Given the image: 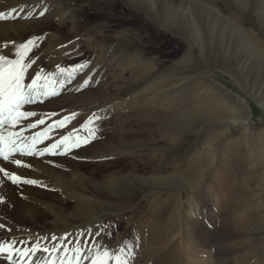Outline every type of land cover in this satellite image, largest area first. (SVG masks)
I'll return each instance as SVG.
<instances>
[{
  "label": "bare ground",
  "instance_id": "1",
  "mask_svg": "<svg viewBox=\"0 0 264 264\" xmlns=\"http://www.w3.org/2000/svg\"><path fill=\"white\" fill-rule=\"evenodd\" d=\"M140 1L150 6L164 5L166 7L164 9L166 18L180 12L179 16L185 17L189 23V33L191 34L193 46L196 49H201L200 42L205 38V35L203 36L200 31L201 28L197 23L195 10L203 9L206 6L213 7V5H216L217 0ZM221 1L228 6L231 5L241 9L245 13L246 22L250 25L252 23H264V0ZM94 5L95 0H0V13L4 14V18H0V54L9 55L11 51L13 55H10L9 58H15L14 45L19 46L29 39L39 38L35 40V47L31 49L28 57L25 58V63L32 64L26 73L25 83H30V77L34 76L37 70H43L44 74H55V79L58 82L56 88L59 94L56 97L42 103L39 101L24 106L23 110L32 111L36 115L27 120H21L15 130H19L20 127L27 128L28 123H33L38 119H45L43 125H38L35 129H27L24 133L26 136H31L54 121L75 113L76 116L65 128L60 129L61 131L55 135H49V140L37 145L38 149H42L55 142L60 136L65 135L74 128H78L79 125L77 124L79 123H77V120L79 118L91 117L95 114L105 119H110L112 116L118 120L123 117V111L128 108L139 109V107L145 110L156 109L152 111L157 123L160 124V127H168L163 133L159 134L157 141L151 140V144H142L144 139L136 140V134L133 135L128 130H120L119 135L114 138L101 140L94 136L85 146L74 148L68 153H64L63 148H61L56 154L21 156L17 153L10 157V160L21 159L23 164L29 165L28 167L17 166L8 161L0 162V167L9 173H15L22 180L37 181L36 184L12 183L3 173H0V198H2L0 225H3L0 228L14 232V237L27 236L29 240L34 242V245L38 244L41 250L45 247L50 249L53 243V239H49L47 236H45L47 238H44V235H47L48 232H52L51 237H56V234L61 232H77L76 242L80 241L82 234H84L83 236L91 234V237H95L92 230L99 224V218L112 211L130 208L133 202L131 201L132 198L127 197L129 195L126 196V194L121 196L118 194L120 187L124 184L129 185L130 180L139 181L144 185L149 184L151 181L150 185L153 188H159L163 184L170 187L188 186L190 189L197 188L196 185H198L199 179H203L205 174L203 164L206 159L202 157L204 150L212 154L210 155L209 166L219 164L217 158L220 154H224L223 150H225L223 148L224 143L222 144L221 140L223 137L229 136L227 134L228 128L235 125L247 130L248 115L247 112H242L241 107L225 104L226 102L221 103L222 106H218L217 113L210 115L206 113L205 104L203 103V107H201L199 101L186 100L185 104L180 106L175 100L181 97L174 95L162 101L166 97V93L165 97L161 96L162 99L157 97L160 90L151 93L150 89L154 83L160 80L163 75H166L163 74L166 70L162 68L149 79L146 76L147 66L141 65L136 69L137 75H134L135 78H126L125 82L112 83L108 88L101 89V83L95 84V78L100 76L103 69L110 70L109 75L115 81L116 77L124 71V65L133 56V53L138 55L141 49L137 46L138 43L123 42L124 39L121 40L120 37V39L115 40L107 37L109 34L108 29L106 28V30L103 27L112 25L108 24L111 22L108 18L103 19L101 22L82 19L87 9ZM42 12L43 15H41ZM71 13H74V15L68 17L67 15ZM101 23L103 25H100ZM212 25L214 26L208 29L209 37L205 40V48L224 56L223 52H226L234 44L248 72L249 70L255 72L256 77L264 73V48L261 46L254 29L246 27L244 24L239 26L228 19L221 22L215 18ZM226 38H228V42H226ZM81 44L86 45L90 59L83 58ZM111 48L115 53L112 55L111 61L105 63L104 60L106 59L104 58ZM137 62L141 64L140 60H137ZM80 65L84 67H77ZM102 65H105V68ZM57 66L69 71L61 74L58 72ZM190 68L191 64H185L180 70L187 72ZM73 69L75 70L72 71ZM79 70H83V72L78 78H75V73ZM168 70L171 69L168 68ZM69 72H71V75H69ZM259 100L264 102V95H259ZM196 123L214 124V126L226 127V129H220L221 131H214V133L206 131L207 133L203 134L206 138L204 137L205 139L202 142L193 144L195 151L192 152L187 167L176 166L179 170L173 172L169 177L167 176V179L151 176L140 181L139 178H143V176H138L134 172L136 170H133L134 166L132 164L144 160V150L161 152L173 148L174 142L190 133L195 128ZM5 128H7V125H5ZM257 141L259 144L257 148L262 151L264 149L263 136L258 135ZM225 147L227 149V146ZM102 157L112 158L113 160L99 162L103 159ZM161 157H154L156 159L155 163H157L156 168L160 164ZM121 163H125L126 167L122 165L119 169H116V164L121 165ZM127 165L131 166L127 168ZM254 166L264 168L263 163L256 162ZM100 167L104 168L105 171L97 177L95 172L99 168L98 173H101ZM87 168L90 170L88 173L85 172ZM163 179L165 181H162ZM191 190L188 191L190 195L192 194ZM194 192L196 193L195 197L198 200L201 199L198 201L196 209L200 211L208 208L209 202L206 198L205 188L199 189L198 186V189ZM71 199L75 201L74 206L72 209L67 210L65 204L70 202ZM178 204L177 202L173 207L177 208ZM8 212L13 213L15 217H10ZM47 216L54 218L49 227L46 226L45 221L42 222ZM171 217L169 220L163 223L161 221L159 225L155 226V236L151 237L146 245V252L149 253L156 249L162 242V227L170 226L168 224L171 222ZM243 228V226L238 227V232H242ZM230 233L232 234V231ZM230 236L232 235L228 237L230 238ZM110 243L111 240L108 237L94 243L92 251L88 255H81L80 264H85L87 261V259H84L85 256L89 257L87 264H91V256L97 248L103 251V248L106 247L110 252L116 254L117 252L113 251L115 246ZM122 243L123 238L119 239V248ZM208 247L206 240L201 238L191 248H187V264H209L213 257L208 251ZM31 248L16 249L23 251ZM73 248H69L68 255H72L71 249ZM8 255L7 252L0 253V264H21V261H23V264H36L37 261H39V264H44L46 259L50 260L54 257L57 264H59V258L64 257L65 253L64 250H58L56 253L37 251L35 254L29 252L28 257L22 258L19 251H14L11 253L12 260L8 259ZM217 256L216 254L215 257ZM108 264H115V261L109 260Z\"/></svg>",
  "mask_w": 264,
  "mask_h": 264
},
{
  "label": "rangeland",
  "instance_id": "2",
  "mask_svg": "<svg viewBox=\"0 0 264 264\" xmlns=\"http://www.w3.org/2000/svg\"><path fill=\"white\" fill-rule=\"evenodd\" d=\"M216 2L213 7L206 6L195 10L200 31L203 36L205 35L200 42V50L193 46L189 33L190 26L185 17H180V12H177L166 18L164 5H145L140 0H95V5L87 9L82 19L101 22L108 18L111 21L108 24L112 25L102 26L108 29H106L109 33L107 37L111 40L121 38L125 40H122L123 42L138 43L137 46L141 49L138 55L133 53L124 65V71L115 81L109 75L110 70L102 65L105 69L95 78L96 83L94 82L101 83V89L108 88L112 83L125 82L126 78H135L136 69L141 65L147 66L146 70L149 71H146V76L149 79L162 68L166 70L163 73L166 75L154 83L150 89L151 93L160 90L157 96L160 98L166 93L162 101L174 95L181 97L175 100L180 106H183L186 100L199 101L201 107L203 103L205 104L206 113L210 115L216 114L218 106H222L225 102L241 107L242 112H247L248 115L247 130L235 125L228 128L229 136L221 138L225 150H223L224 154H220L217 158L219 164L209 166L212 154L204 150L202 157L206 159L203 164L205 174L203 179H199L197 188L191 190L188 186H176V188L166 184L153 188L150 185L151 181L144 185L139 181L130 180L129 185L124 184L118 190L120 196L126 194L129 195L127 197L132 198L130 208L112 211L99 218V224L92 230L95 237H91V234L88 236L82 234L80 241L76 242L77 232L57 233L50 249L57 247L58 250H64L80 246L83 250L81 255H88L94 243L108 237L111 240L110 244L115 246L114 252L118 253L123 247L125 253L129 251L132 253L126 256L127 264H187L186 249L203 238L208 243V251L213 257L209 264H264V168L254 166L256 162L264 164V149L260 151V148H257L258 135L264 138V102L259 100V95H264V73L256 77L255 72L251 70L248 72L234 44L227 49L228 51L223 52L224 56L205 48V40L209 37L208 29L214 26L212 23L215 18L221 22L228 19L239 26L244 24L246 27H251L257 33L263 48L264 23H252L251 26L246 22L245 13L241 9L228 6L221 0ZM72 15L74 13L67 16L72 17ZM228 41L226 38V42ZM80 48L83 51V58L90 59L86 45L81 44ZM114 53L113 48L109 49L104 62L111 61ZM137 60H140L141 64H138ZM185 64H191V68L187 72H182L180 68ZM82 72L83 70L76 71L75 78H78ZM53 97L56 95L42 97L41 103ZM152 110L156 109L128 108L118 120L112 116L110 119L96 116L98 119H94L89 127L95 130L94 136L101 140L118 136L120 130H128L133 135L136 134V140L144 139L142 144H151L152 141H157L159 134L168 127H160ZM84 118L77 120L79 127L89 117ZM194 127L190 133L174 142V147L168 148L167 151L144 150V160L132 164L133 170H136L134 172L138 176H143V178L138 177L139 180L151 176L167 179V176L179 170L176 166L182 165V168L188 166L192 152L195 151L193 144L202 142L206 138L204 133L226 129V127L202 123H196ZM61 130L54 129L55 133L49 135H55ZM87 134V129L80 132L82 136ZM83 145L86 144L81 146ZM153 156H162L157 168ZM102 158L99 162L113 160L108 157ZM122 165L126 167L125 163H121V165L116 164L115 168L119 169ZM130 166L127 165V168ZM100 170L101 173H98L99 168L95 172L97 177L105 171L102 167ZM85 172H90L89 168L85 169ZM198 186L199 189L205 188L209 202V207L200 211L196 207L201 199L198 200L194 192ZM190 190L191 195L188 194ZM1 200L2 198L0 204ZM71 200L65 204L67 210L74 206L75 201ZM177 202L179 204L174 208ZM8 214L12 218L15 217L11 212ZM170 217L171 222L168 224L170 226L162 227V242L156 249L146 252V245L151 237L155 236V226L161 221L163 223L169 220ZM53 220L52 216H47L42 222L45 221L46 226L49 227ZM240 226L244 227L242 232L237 230ZM48 233L44 238L52 239V232ZM229 235L232 236L229 238ZM121 238L123 243L119 248L118 242ZM0 243H13V247L17 249L31 248L34 245L27 236L14 237V232L1 228ZM216 254L219 258L215 257ZM87 263L88 259L85 264Z\"/></svg>",
  "mask_w": 264,
  "mask_h": 264
},
{
  "label": "snow or ice",
  "instance_id": "3",
  "mask_svg": "<svg viewBox=\"0 0 264 264\" xmlns=\"http://www.w3.org/2000/svg\"><path fill=\"white\" fill-rule=\"evenodd\" d=\"M43 15V12L41 13ZM0 18H4V14L0 13ZM39 38H33L27 40L25 43L15 46V58H9L13 55L11 51L9 55L0 54V162L8 161L16 164L17 166L28 167L29 165L23 164L21 159H12L14 154H20L21 156H44L51 153L56 154L57 151L63 148L64 153L70 152L74 148H79L82 144H87L92 138H94L95 130L89 127L94 119H98L95 114L89 117L88 120L82 124L79 128H74L72 131L67 132L65 135L60 136L55 142L50 143L47 147L38 149L37 145L42 144L49 140V134L54 129L65 128L68 123L76 116L75 113L70 116H65L63 119H59L49 124L43 130L36 132L31 136H26L24 133L27 129H35L38 125H43L45 119L41 118L33 123H28L27 128L20 127L19 130H15L21 120H27L30 117L36 115L32 111H25V105H31L41 101V98H47L50 96L58 95L56 88L57 80L55 74H44L43 70H37L34 76L30 77V83H25L26 73L31 68V63H25V58L28 57L29 52L35 47V40ZM7 47V45H5ZM34 63V62H33ZM77 67H84L83 65ZM58 72L61 74L69 71L67 69L57 66ZM73 69L72 71H74ZM71 75V72H69ZM7 125V128H5ZM83 129H87V136L80 135ZM0 173L10 180L12 183H28L36 184V180H22V178L15 173H9L4 168L0 167ZM3 227V225H0ZM98 235V234H97ZM56 239L55 236L52 237ZM19 251L20 256L28 257L29 252L35 254L37 251L43 253H56L57 247L49 249L47 247L42 250L39 245H33L30 250L23 251L14 249L13 243H0V253H9L8 259L12 260L11 253ZM69 249L65 248L64 257L59 258V264H80L82 248L77 246L71 249L72 255H68ZM132 253L129 251L125 253L123 247H121L118 253L113 254L108 248H97L95 253L91 256V264H108L109 260H114L115 264H127L126 256H130ZM84 259H89L85 256ZM23 264V261H21ZM39 264V261L36 262ZM44 264H57L56 258L46 259Z\"/></svg>",
  "mask_w": 264,
  "mask_h": 264
}]
</instances>
